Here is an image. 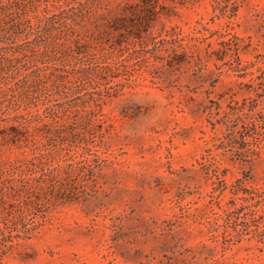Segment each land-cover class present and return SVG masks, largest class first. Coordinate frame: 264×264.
Wrapping results in <instances>:
<instances>
[{"label":"rangeland","instance_id":"1","mask_svg":"<svg viewBox=\"0 0 264 264\" xmlns=\"http://www.w3.org/2000/svg\"><path fill=\"white\" fill-rule=\"evenodd\" d=\"M80 1L87 0H35L28 12L79 13ZM161 1L175 12L152 25L155 41L144 43L127 35L92 42L99 13L63 15L73 30L58 26L49 41L72 47L74 31L92 43L97 60L112 64L109 72H94L80 93L73 75V90L60 92L50 69L40 85L32 76L22 87L32 64L0 75L3 228L2 203H11L19 185L13 176L58 169L57 179L41 186L40 208L19 225L34 230L13 247L0 245V264H264V130L259 152L244 162L224 125L236 102L257 99L256 112L264 109V96L253 89L264 70V0H240L231 20L214 18L211 0ZM233 37L239 72L231 65L235 56L217 53ZM3 38L0 64L7 66L3 56L15 51L33 53L32 46L10 49L13 39ZM174 50L182 63L171 66ZM108 93L102 122H90V100ZM13 126L28 129L21 147L10 140ZM34 151L37 168L18 162Z\"/></svg>","mask_w":264,"mask_h":264},{"label":"trees","instance_id":"2","mask_svg":"<svg viewBox=\"0 0 264 264\" xmlns=\"http://www.w3.org/2000/svg\"><path fill=\"white\" fill-rule=\"evenodd\" d=\"M169 1L174 4L184 5L189 1L197 2L199 0ZM211 1L215 13L218 12L214 18L226 17L231 20L236 16L240 7V0ZM34 2L35 0H0V24L2 25L0 26V39H4L3 36L9 35L13 39L8 44L10 49L14 50L16 48H28L32 46L33 52L31 54L28 53L27 49H24L20 52L15 51L11 58L3 56L7 66L3 63L0 64V75L8 70L18 73L22 69H20V66L32 64L33 66L29 68L25 66L26 73L22 75V79L19 81V85L22 87H27L32 76L37 77V84L40 85L42 83L41 72L50 69L53 71L51 76H56L59 81L57 88L60 92L72 91L73 87L69 86V77L72 75L77 76L79 81L78 85L74 88L75 90H79L77 93H80L81 89L92 81V74L94 72H98V74L109 72L112 69V64L107 61L100 62L97 60L96 55L91 51L92 43L85 40L82 36L76 35L74 31L71 32L73 39L72 47H66L64 42L58 44L57 41L60 38H54L50 42L47 35L51 30L58 28V26L73 30L69 23H67V17H63V15L71 12V17L77 19L80 15L85 17L93 11L99 13V19L95 23L96 31H99V33H92V42H98L104 36L109 38L111 35L115 37L127 35L135 37L141 42L143 40L148 42L155 41V38L151 37V34H148L152 25L158 23L163 17L173 14L176 8L175 6L166 5L161 0H87L85 3L79 2L81 7L79 13L76 8L72 7L69 10H62L60 13L53 14L50 17H40L36 14L34 18H31L28 8L29 6H34ZM36 8L37 6H35ZM56 18L58 19L57 22L54 21ZM33 19L38 21L37 26L33 25ZM45 20L47 21V26L44 28L42 27V23ZM20 35H25V39L19 40L17 37ZM166 36H170V34ZM0 41V43H4L3 40ZM163 41H166V39H163ZM42 45H45L46 49L43 52H39V48ZM220 45L222 48L217 53L224 55L230 53L232 56H235L236 64L231 65H236L234 69L237 72L243 71V69H240L241 61L238 56L239 44L237 39L233 37V40L222 41ZM5 48L0 47V50ZM178 56L176 50H174L173 56L170 57L171 66H173L174 62L178 61ZM180 63H182V60L177 62V64ZM46 77L48 78V75ZM256 81H258L257 86L253 87V89L258 98L264 96V70L259 71ZM106 97L110 98L111 94L100 95L99 98L92 97L90 100L94 104V107L89 112L90 122H102V106L105 103ZM248 103L253 105L249 106ZM256 105L258 106L257 99L251 98L245 99L241 104L236 102L235 105L230 106L231 113H227L225 116V119H227L224 122L227 128L225 136L235 146H238L234 154L239 159H243L244 162H250L249 158L259 152L256 148L260 146L262 138L261 130H264V109L256 112ZM51 114L57 116L56 112H52ZM11 130L12 135L10 140L21 147L22 142L28 139V129H19L13 126ZM71 130H76L75 125L72 126ZM33 155L30 160L25 158L18 162H27L26 165H29L28 167L37 168L38 164L36 161L39 159L40 154L34 151ZM21 168L22 166H11V170L13 171H18ZM48 170V172H46L47 170H42L40 174L31 178H17L13 176V179H11L18 182L19 185L17 186L19 188L16 185L13 186L14 194L11 197V203L7 207L6 203H2L1 215L5 228L0 224V242L3 241L5 244L2 245L0 243L1 247H7L6 244H9V247H13L16 240L29 238V234L34 230V228H27L26 225L19 228V225L22 220L26 219L29 213L30 215H34L33 212L40 208L42 184H47L50 180L57 179L56 173L58 169ZM7 228L9 230L8 234H6Z\"/></svg>","mask_w":264,"mask_h":264}]
</instances>
